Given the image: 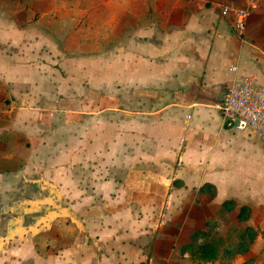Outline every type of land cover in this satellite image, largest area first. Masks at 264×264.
<instances>
[{"label": "crops", "instance_id": "1", "mask_svg": "<svg viewBox=\"0 0 264 264\" xmlns=\"http://www.w3.org/2000/svg\"><path fill=\"white\" fill-rule=\"evenodd\" d=\"M243 1L0 0V79L1 53L22 54L73 69L90 96L119 85L136 101L115 131L113 108L95 110L104 124L91 116L71 146L41 112L3 139L0 125V264H260L258 232L248 252H223L238 243L241 206L243 228L264 232V137L225 127L216 108L238 78L264 86V0L241 36L220 14ZM230 223L235 241L213 261L181 251L194 231Z\"/></svg>", "mask_w": 264, "mask_h": 264}, {"label": "rangeland", "instance_id": "2", "mask_svg": "<svg viewBox=\"0 0 264 264\" xmlns=\"http://www.w3.org/2000/svg\"><path fill=\"white\" fill-rule=\"evenodd\" d=\"M17 55L22 56V58L17 59L16 54L13 53H1L0 125L2 126V139L5 135L11 134L7 133L10 125L24 124L26 111H37L44 115L42 118L43 122L45 126H48L45 127V130L53 132V134L57 132L60 121V144H62L61 141H64L65 143L68 142L66 146H71L74 140L80 139L82 141L86 139V132L89 127L88 120L90 118L95 117L98 126L104 124L105 114L94 112L95 110L105 106L113 108L110 112L113 114L112 121L115 131V128L120 125V110L128 105L133 109L136 105V101L127 98L129 94L124 93L119 85L114 86L112 99H105L104 90L100 89L96 91V96H90L91 87L88 81H85L82 76L79 77L73 69L42 68L40 63L35 64L34 67H29L30 63L23 59V55ZM16 64L23 67H20L19 70L8 69V67L10 68ZM7 71L8 78L6 75ZM32 74L36 78L33 82H30ZM57 76H60V91L57 89L59 81H55ZM59 112L60 117H58ZM53 114H56V116ZM78 121H81L80 126H78ZM4 126L6 127L4 128ZM82 151L84 152L83 156L87 157L90 150L82 149ZM115 152L114 156L119 157V148ZM61 153H63V150L60 149ZM4 186L5 184L2 186V195L9 194ZM23 187L26 189L25 183ZM4 198L7 199L8 197ZM239 223L241 230H243L242 221ZM230 225L231 228L228 230H212L209 234L208 240L217 244L218 250L235 241L237 231L235 227L237 224L230 223ZM257 232L264 239V232L260 229ZM257 261L260 264H264V249L262 256ZM252 262L250 261L246 264H252Z\"/></svg>", "mask_w": 264, "mask_h": 264}, {"label": "built area", "instance_id": "3", "mask_svg": "<svg viewBox=\"0 0 264 264\" xmlns=\"http://www.w3.org/2000/svg\"><path fill=\"white\" fill-rule=\"evenodd\" d=\"M262 2L263 0H244L241 6L224 5L220 14L232 20L236 34L241 36L248 19L259 9ZM235 70L232 68V71ZM216 108L221 112L225 127L264 137V86L255 78L243 76L235 80Z\"/></svg>", "mask_w": 264, "mask_h": 264}, {"label": "trees", "instance_id": "4", "mask_svg": "<svg viewBox=\"0 0 264 264\" xmlns=\"http://www.w3.org/2000/svg\"><path fill=\"white\" fill-rule=\"evenodd\" d=\"M200 191H206L210 195H214V188L211 185L203 186ZM210 191V192H209ZM235 203L232 201L224 202L222 209L234 208ZM251 210L248 206H241L237 215L238 220L246 222L250 219ZM258 233L251 227H246L242 230L238 237V243L233 247H226L224 254L237 255L244 254L249 251L250 246L254 242ZM203 239L201 243H197L198 239ZM205 238V239H204ZM209 233L202 231H194L192 234V241L181 247L182 252H190L192 256H196L203 262H210L216 259L218 253V245L213 241L208 240Z\"/></svg>", "mask_w": 264, "mask_h": 264}]
</instances>
